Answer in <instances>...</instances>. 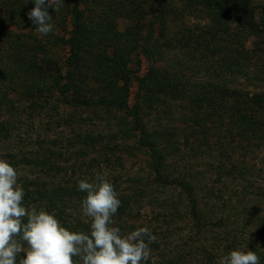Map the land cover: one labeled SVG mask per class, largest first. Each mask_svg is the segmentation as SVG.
I'll return each instance as SVG.
<instances>
[{
  "label": "trees",
  "instance_id": "obj_1",
  "mask_svg": "<svg viewBox=\"0 0 264 264\" xmlns=\"http://www.w3.org/2000/svg\"><path fill=\"white\" fill-rule=\"evenodd\" d=\"M72 1L75 4L74 29L71 37L62 41L70 47V66L77 70L70 72L69 75L65 74L55 62L56 70L51 85L46 80L45 64L47 61L50 63L53 61L47 58L50 48L45 41L35 37V42H31L27 34H18L5 28L0 30V42L23 46V49L10 52L5 48L0 49V159L7 160L16 168L18 184L24 190V203L27 207L44 209L54 214L60 223L70 230L87 232L90 221L83 216L81 208L85 193L78 191L77 185L79 180H87L85 176L92 175V170L98 169L97 174L103 175L113 184L121 200V206L113 217V226L119 227L127 234L140 227H146L145 224L139 226L130 220L138 208L142 211L147 204H154V208L158 206L160 214L166 212L168 203L159 197L162 193L160 187L167 184H182L183 188L187 187L189 176L176 175L170 169L168 133L150 129L138 108L130 105L128 88L130 75L126 66L130 56L128 45L130 39L134 37L143 40L142 53L149 62L154 63L146 77L142 79L143 83L146 81L150 86L151 82L154 83L155 87L151 88L156 92H153V95H157V92H167L171 96H178L179 93H181L179 96L185 98L188 95L195 96L194 89L182 85L177 69L166 68L168 62L163 66L156 65L157 62H166L164 59L169 54L168 50H175V45L178 47L182 44L180 46L183 49L193 39L194 54L197 48H201L205 58L219 57L217 60L226 63L228 71L225 72L229 83H242L238 81L241 79L247 82L243 84L246 88L242 89L213 81L199 83L200 86L206 85L204 90L208 92V100L213 106L224 107L225 101L230 98L227 110L229 117L226 122L222 119L219 124L224 125L231 138H245L249 146L256 148L264 146V89L257 85L264 82V70L259 73V70L255 71L252 66L253 63L264 65V49L261 55L248 54L245 46L251 37L264 42V17L258 19L255 13L257 9L255 0H182L181 7L176 0H163L158 5L156 15L157 23L161 24L158 28L159 33L155 34L156 24H152L149 35H143L144 37L141 35L144 30L136 29L142 25L143 11H140L141 7L136 5L134 0L129 4L128 0ZM13 5L14 18L23 14L25 9L28 11L31 6L35 7L32 0H15ZM191 6L193 7L188 11ZM194 16L205 22L203 31L196 34L193 28L184 27L183 29L188 30L190 35L189 41L177 33V39L176 35L172 39L170 37L166 39L168 48L166 51L160 41L163 34H167L170 21L185 20ZM126 19L131 24L125 25L121 31L119 23ZM5 22L4 11L0 10V23ZM221 34H224V39ZM225 37L229 44L223 45L220 42L225 40ZM213 40L215 44L210 46V41ZM109 47H114L113 55L108 53ZM28 49L29 54L25 53ZM174 56L177 57L176 54ZM258 57L262 59L258 61ZM220 72L217 70L212 74L215 79ZM249 86L254 90H250ZM21 91L34 101L44 103L48 97L54 99L55 103L50 109L52 115L46 127L41 125L43 119H40L39 124L34 121L30 123L32 120L29 116L30 110L34 109V106L24 105L17 100L15 94ZM205 94L204 92L203 96ZM64 108L103 112H131L132 108L136 109L134 117L127 124L133 126L122 129L118 137L122 138L125 131L130 136L133 130L139 133L137 145L149 155V168L155 174L154 181L146 182L136 176L127 181L123 180V172L115 170L119 169L117 163L125 168L124 159L115 151L104 154L105 161L97 162L98 159H93L96 164L84 168L83 161L86 156L91 154L99 156L98 149L108 147L105 144L109 142L119 146V138L115 135L114 127L110 130L111 134H102L96 129L75 127L73 121L69 124V117L61 113ZM45 114L46 111L41 108L40 118ZM70 116L72 117V114ZM33 123L38 127V131L49 130L51 126L57 125L61 139L50 140L35 132L37 137L33 139L34 141L31 140L29 128ZM217 128L224 132L223 128ZM68 130L76 131L77 142L74 138L66 140ZM69 147H77L75 158L69 153ZM78 152L86 154L79 156ZM252 171L253 169L246 167V176H253ZM226 172L231 174L229 171ZM194 208V218L199 222L203 221L204 217H200L201 210L196 205ZM152 234L157 235V240L149 245L150 255L155 258L161 257V254L157 253L162 248L159 231H152ZM161 262L174 264L172 260L163 263L162 259ZM150 263L151 260L148 264Z\"/></svg>",
  "mask_w": 264,
  "mask_h": 264
},
{
  "label": "rangeland",
  "instance_id": "obj_2",
  "mask_svg": "<svg viewBox=\"0 0 264 264\" xmlns=\"http://www.w3.org/2000/svg\"><path fill=\"white\" fill-rule=\"evenodd\" d=\"M14 1L0 0V10L4 11L6 21L4 24L0 23V30L5 28L18 34H27L29 35L28 40L31 42H35V37L45 41L50 48L47 58L53 61V64L48 61L45 64L48 84L51 85L55 75V62L65 74L69 75L70 72L77 70L70 66V47L62 41V39H69L74 29V2L63 0L58 11L54 12L49 9L50 14L53 15L51 21L53 31L42 35L35 30L37 25L28 20L26 15L34 7L31 6L27 9L28 11L25 9L23 14L14 18L12 9ZM130 1H127L128 4ZM134 1L141 7L140 11H143L142 25L136 27L137 31L144 30L141 35L142 37L147 36L150 33L149 28L152 24H156L155 34H158L161 24L157 23V8L163 0ZM176 2L180 7L183 5L182 0H176ZM255 4L257 7L255 13L260 19L264 17V0H255ZM192 7L188 8V11ZM177 20L170 21L167 34H163L161 38L160 44L166 51L168 50L166 39L169 37L172 39L175 35L177 39V33L189 41L190 35L188 30L183 29L184 27H191L196 34H199L205 26V22L195 16ZM130 24L128 19L123 20L119 23V29L122 31L125 25ZM220 36L224 39V34ZM210 38L211 36H209ZM142 41L140 38L134 37L130 39L128 45L130 56L126 68L130 75L128 83L130 105L138 108L150 129L168 133V145L171 153L170 169L176 175L189 176V178L187 187L184 188L182 184H167V186L160 187L162 193L159 197L168 203L167 210L163 215L158 212V206L154 208V204H147L142 211H139L140 208H136L137 210L130 218L131 222L138 223L139 226L145 224L151 232L159 231L162 248L157 251L159 255L161 254V257H156L157 264H162V259L163 263L166 260H172L174 264H219L221 257L231 250L237 249L254 251L260 259V264H264V146L256 148L249 146L245 138H231L224 125L219 124L222 119H225L224 122H226L229 117L227 110L230 98H227L224 107L213 106L212 102L208 100V92L204 90L206 85L200 86L199 84L213 81L235 89H242L245 87L243 84H247V82L241 79L238 81L242 83H229L225 72L228 71L226 63L217 60L219 57L205 58L201 48H197L196 54H194L195 40L191 39V42H188L183 49L180 44L181 46L178 47L175 45V50H168L169 54L164 59L166 62H157L156 65L163 66L168 62L166 68L177 69L182 85L194 89L195 96L188 95L185 98V96H179L181 93L178 96H171L167 92H157V95H153V92H156L151 88L155 87L154 83L151 82L150 86L148 82L143 83L142 80L154 64L149 62L142 53ZM220 43L229 44L226 37ZM214 44L215 40L210 41V46ZM245 46L248 54L261 55L264 42L251 37ZM2 48L10 52L23 49V46L0 42V49ZM108 49L110 55L115 53L114 47ZM28 51L30 50H26L25 53L29 54ZM175 54L177 57L174 56ZM257 59L260 61L262 58L258 57ZM252 66L255 71L258 69L259 73L264 70L262 69L264 68L263 64L253 63ZM83 67H85L84 62ZM86 67L88 66L86 65ZM217 70L221 72L215 79L212 74ZM257 85L260 89H264L263 81ZM252 87L249 86V89L252 90ZM204 92L206 94L203 96ZM15 95L17 100L24 105L34 106V109L30 110L29 116L32 119L30 123L34 121L39 124L40 119H43L41 125L46 127V123L52 115L50 109L55 103L54 99L48 97V100L43 103L39 100L34 101L22 91ZM41 108L44 112L46 111V114L40 118ZM63 110L61 113L69 117V124L73 121L75 127L83 126L90 130L96 129L102 134H111L110 130L114 127L117 137L121 134L122 129L133 126H127V124L136 113V109L133 108L131 112H103L75 108H64ZM71 114L73 118L70 116ZM54 117L56 116L54 115ZM56 127L57 125L51 126L49 130L38 131V127L33 123V126L29 128L31 134L29 136L31 140L36 139V132L41 133L47 139L58 141L62 136ZM217 127L223 128L224 132H221ZM132 133L131 136L127 131L125 134L122 133V138L118 137L119 146L109 142L105 144L109 148L106 146L104 149H98L99 156L94 154L86 156L83 161L84 168L95 165L96 162L93 159H98L97 162L105 161L104 154L115 151L124 159L125 168L117 163L116 166L119 169L115 170L123 172V180L127 181V179L136 176L146 182H153L155 174L149 168V155L137 145L136 139L139 133L135 130ZM76 137V131L68 130L66 132V140L74 138V141L77 142ZM77 151V147H69V153L73 154L74 158ZM78 154L84 156L86 153L78 152ZM246 167L253 169V176L254 173L256 175L254 177L246 176ZM97 170H92L93 174L85 176L86 179L93 180L98 175ZM222 172L224 174H221ZM195 205L201 210L200 217H204L203 221L199 222L194 218Z\"/></svg>",
  "mask_w": 264,
  "mask_h": 264
},
{
  "label": "clouds",
  "instance_id": "obj_3",
  "mask_svg": "<svg viewBox=\"0 0 264 264\" xmlns=\"http://www.w3.org/2000/svg\"><path fill=\"white\" fill-rule=\"evenodd\" d=\"M32 2L35 7L26 13L28 20L40 34L51 33L49 9L58 11L63 0ZM18 179L16 168L0 159V264H148L150 260L157 264L149 247L157 237L148 228L125 234L113 226L121 200L103 175L81 179L77 185L85 193L81 208L90 221L87 232L70 230L54 214L27 207ZM219 264H260V259L254 251L237 249L221 257Z\"/></svg>",
  "mask_w": 264,
  "mask_h": 264
}]
</instances>
